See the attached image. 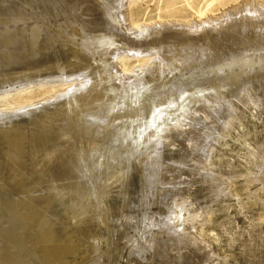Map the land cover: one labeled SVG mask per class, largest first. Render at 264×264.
<instances>
[{"label":"rangeland","instance_id":"1","mask_svg":"<svg viewBox=\"0 0 264 264\" xmlns=\"http://www.w3.org/2000/svg\"><path fill=\"white\" fill-rule=\"evenodd\" d=\"M112 1L14 0L8 7V0H0V81L6 75L63 72L69 81L1 96L0 119L78 84L73 74L86 61L80 48L91 51L98 39L117 48L113 60L123 77L143 74L160 55L166 70L164 80L149 90L141 88L138 94L145 98L137 94L134 106L135 97H100L102 84L112 75L108 61L94 60L91 70L83 72L100 74L94 76L92 94L54 107L37 121L21 117L16 128L0 129L2 264L203 260L193 248L183 250L180 258L163 245L157 250L143 242L135 219L147 214L157 228L169 226V175L185 162L186 153H192L190 160L198 159L200 150L216 139L229 90L244 77H264V0H124L120 11L126 19ZM245 116L236 135L224 138L227 146L214 155L219 174L233 164L241 167L224 205L228 217L219 211L223 205L207 201L201 186H190L194 233L212 248L214 264H264V185L250 184L244 170L249 149L264 138V113L255 121L249 113ZM246 118L261 128L248 126ZM163 127L178 140L175 147H160Z\"/></svg>","mask_w":264,"mask_h":264},{"label":"bare ground","instance_id":"2","mask_svg":"<svg viewBox=\"0 0 264 264\" xmlns=\"http://www.w3.org/2000/svg\"><path fill=\"white\" fill-rule=\"evenodd\" d=\"M8 1H9L8 4L6 3V5L8 7L14 6V4H13L14 0H12V1L8 0ZM114 1H112V2L114 3L113 5H115V6H113L112 4L111 5L114 8H118V10H119L118 13L121 16H123L124 19H126L125 15H123V13L121 12L122 11L121 6L123 5L124 0H114ZM259 7H258V10L259 9L262 10V8H259ZM112 10L113 9H111L110 11L111 12L115 11V9H114V11H112ZM242 10L244 11L245 9H242ZM251 11L256 12L257 9H253ZM261 13L263 14V11ZM28 14H29V16L31 15V17H32V14H30L29 12H28ZM231 15L233 16V14L230 13V16ZM250 15H252L251 12H250ZM240 16H242V15H240ZM249 16H246V17L248 18ZM233 17H235V16H233ZM237 17L238 16L236 15L235 18H237ZM117 18H118V16H117ZM228 18H230V21L228 20V22H231V17H227V19ZM262 18H264V17H262ZM223 19H224V17H223ZM116 20H117V22L118 21L120 22V19L119 20L116 19ZM240 20L239 21L237 20L238 23L240 22ZM225 21H226V19H225ZM242 21H243V19H242ZM219 23L221 24L220 21H219ZM244 23H246V21ZM196 26H195V30H197V28H198V27L196 28ZM192 28L194 29V26H192ZM189 29L192 30L191 28H189ZM114 48H115V50H114ZM116 49L117 48L114 45H112L108 39L96 40V42L92 46L91 51H88L87 49L81 47L80 52H81V54L83 53L85 55V59H86L85 65L82 67V69L80 68L81 71L75 72L73 74L75 77L74 80H79V83L66 85L65 89L63 91L59 92L57 94V96L62 95V94H69L72 92V94H74V95L72 96V98H69L70 100L67 101L66 105L68 106L71 103H73V100L76 101L80 97L86 98L88 95L92 94L93 83H94V78H95L94 76H98L99 73L95 74L94 76L93 75L89 76V75H87V73L84 74L83 72L88 70V69L91 70L90 63L92 61L94 62V60H100L103 62H104V60L108 61V64L106 65V67L110 69V72L112 75L110 82L108 84H102V89L104 91L103 95L100 96L102 98H107V99L114 100V101H121V99H120L121 96H122V98H123V96H126V97L128 96L127 98L129 100H131V98H134L135 96H137V94L142 90L141 88L144 87L145 89L149 90L150 87L152 88L153 84L159 82V80H161V81L164 80L163 77H165L164 72L166 70L164 68L165 64L162 61V55H160V57L155 58L154 61L152 63H150L149 65H146V67L143 71V74L136 76L133 79H128L126 77L121 76L119 74V72L116 70L115 62L113 60V58H114L113 54L118 53V50H116ZM180 53L182 54V52H180ZM176 54L177 53H175L173 55H176ZM181 54H180V57L178 54H177L178 56L177 55L176 56L181 58L182 57ZM185 54L187 55V52L184 53V55ZM187 56L189 57L191 55L188 54ZM188 57H186V58H188ZM190 58L192 59V57H189V59ZM174 59H175V56H174ZM177 60L178 59H176V61ZM185 61H187V60H185ZM172 62L174 63V61H172ZM180 62H182V61H180ZM183 63H184V61H183ZM176 64H178V63H176ZM95 71L97 72L99 70L97 68H95ZM81 72L84 74L83 76L78 75V73H81ZM169 72H170V70H169ZM30 76H32V75H30ZM30 76H28V77H30ZM34 76L35 75H33L30 78V80H29L30 82L34 81V80L37 82H43L45 80H60V81L66 80L65 83L69 82L67 80V78H66L67 76L65 75L64 72L58 73V74L55 73L54 75H53V73H49V74L44 75V76H35V77ZM143 95L144 94H142V97H143ZM138 96H139L138 98H140L141 94H138ZM143 98H145V96ZM118 99H120V100H118ZM134 99H132V103L135 106L134 102H136V97ZM226 101H227V104H226V109H225V115H224V118L220 124L218 135H217L216 139L214 141L206 144L204 149L200 150V156H198V159L190 160L189 155H192V153L191 154L186 153V157L184 159L185 162L178 166V169H176L175 173H171L169 175L171 182L173 184V186L171 187L172 189L170 190V194H168V199H167L170 202L166 205V207H167L166 208L167 219L170 223L169 226L166 225L164 228H157L156 225L149 223V215H147V214H144L142 217L135 219L136 221L134 220L136 230L141 234V236H143L142 237L143 242H145L147 244L148 243L152 244L151 246H153L154 248H157L160 245H163L166 248V250L168 251V253L172 252V254L177 255L180 258L184 257L183 250L193 248L197 251L202 252V254H203V257H202L203 260H201V262H198V264H214L213 263L214 255H213V250H211L212 248L209 247L208 245H206V243H204L202 240H199L198 236H197V238L195 236L196 233H194L195 231H194V226H193V219H195V217H194V215H191V213L189 212L190 209L188 207L192 198L194 197L193 196L191 198V200L189 201L188 196L189 195L192 196L190 186L192 187L193 185L197 184L198 189L201 190V188H202L201 191L204 192L203 195H205V198L207 199V201L210 204H212V205H223L222 207H220L219 211H221L222 214H224V216H225L224 219H226L228 217L227 209L225 206H226L227 202H230L232 180L235 176H237L238 171L239 170L241 171V167H240V169L239 168L237 169V167L234 166L235 164H233L232 169L229 168L228 170L223 171L221 174H219L217 172H219L220 169L218 170L217 168H214V164H215L214 163V155L216 154V151L218 150L217 148H222V147L225 148L227 146L226 141H223L224 138H228L230 136L233 137L236 135V128L241 125V120L246 117L245 113L246 114L249 113L250 116H252L251 117L252 121L259 119V116L264 113V77L263 76H260V77L247 76V77H244L243 79L239 80V82L236 84V86L232 87L229 90L228 96L226 97ZM133 104H131V105L133 106ZM127 106H129V104ZM10 114H14V113L10 112L9 114H3V115H1V118H4L2 116L7 117ZM246 121H248L247 122L248 126H249V123L253 124L255 127L257 126L256 123L250 122V119H248V118H246ZM259 127L261 128V125L260 126L258 125L256 128H259ZM163 130H164V127H163ZM160 134H161V136H160L161 140L158 142V143H160V147H162L164 145L175 147L179 143L177 139H171L172 137H171L169 131L166 129L164 131H162ZM156 135L158 136V132ZM248 140H247V142H248ZM257 145H258L257 147H255V148L251 147L249 149L248 156L246 157L248 159L246 164H249V166L247 168H244V170H246L245 174H247V176H248V182L250 184H253V183L261 184V186H260V188H261L262 184L264 185V183H263L264 182V178H263V173H264V138ZM148 153L150 155L151 151H149ZM151 156H153V155H151ZM158 161H160V160H158ZM221 162H223V161H221ZM221 162L219 161V164ZM227 165L229 167H231V164H229V162L226 163V166ZM223 166H225V165H223ZM240 166H242V165H240ZM198 185H199V187L201 186V188H199ZM193 190H194V193H195L194 195L196 198V192H195L196 187ZM158 194H159V192H158ZM192 194H193V191H192ZM197 194L199 196L202 195L201 193H197ZM199 199L201 200V197ZM200 202H199V205H201ZM203 203L205 204V201ZM204 204H203V206L206 205V204L205 205ZM162 211H163V209L157 208L158 213L161 214ZM215 212H216V210H215ZM120 230H122V229H120ZM148 232H150V233H148ZM162 232H164V234H165L164 236L161 234ZM63 240H65V239H63ZM59 242L61 243V241H59ZM157 250H158V248H157ZM162 251H164V250H162ZM1 260L2 259L0 256V264H2Z\"/></svg>","mask_w":264,"mask_h":264},{"label":"water","instance_id":"3","mask_svg":"<svg viewBox=\"0 0 264 264\" xmlns=\"http://www.w3.org/2000/svg\"><path fill=\"white\" fill-rule=\"evenodd\" d=\"M33 75H38L36 74H31ZM30 76V75H29ZM28 75L22 77L17 76V77H8L6 75V79L3 81H0V97L13 94L18 91H25L30 88H33L35 86H41V85H47V84H65V81H60V80H45L43 82H37V81H29L30 78ZM35 77V76H34ZM30 82V83H29ZM74 94L69 93V94H62L59 95L52 100H49L47 102H42L38 103L32 107H27L24 109H21L20 111L10 114L7 116V118L4 117V119H7L4 121V119H0V129H8L10 127L16 128L17 125L19 124L18 119L21 117H26V122H34L37 121L38 119L42 118L45 114L51 112L54 107H59L67 103L69 98H72Z\"/></svg>","mask_w":264,"mask_h":264}]
</instances>
